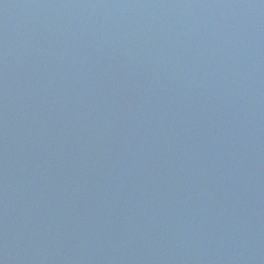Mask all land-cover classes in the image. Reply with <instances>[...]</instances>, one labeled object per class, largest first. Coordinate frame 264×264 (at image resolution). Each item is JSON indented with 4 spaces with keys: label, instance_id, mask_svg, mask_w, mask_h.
Listing matches in <instances>:
<instances>
[{
    "label": "water",
    "instance_id": "1",
    "mask_svg": "<svg viewBox=\"0 0 264 264\" xmlns=\"http://www.w3.org/2000/svg\"><path fill=\"white\" fill-rule=\"evenodd\" d=\"M0 264H264V0H0Z\"/></svg>",
    "mask_w": 264,
    "mask_h": 264
}]
</instances>
